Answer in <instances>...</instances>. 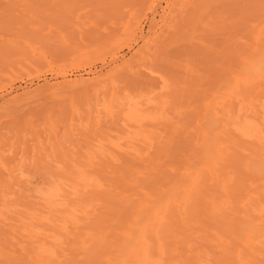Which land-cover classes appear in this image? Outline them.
<instances>
[{
	"label": "rangeland",
	"instance_id": "rangeland-1",
	"mask_svg": "<svg viewBox=\"0 0 264 264\" xmlns=\"http://www.w3.org/2000/svg\"><path fill=\"white\" fill-rule=\"evenodd\" d=\"M256 1L0 0V206L38 214L48 202L66 207L56 188L84 190L82 173L127 170L145 142L179 139L243 39L250 45L246 12ZM132 15L138 31L126 39ZM164 19L171 28L161 36ZM75 80L90 83H65ZM33 90L35 99H21Z\"/></svg>",
	"mask_w": 264,
	"mask_h": 264
},
{
	"label": "bare ground",
	"instance_id": "bare-ground-1",
	"mask_svg": "<svg viewBox=\"0 0 264 264\" xmlns=\"http://www.w3.org/2000/svg\"><path fill=\"white\" fill-rule=\"evenodd\" d=\"M246 13L250 45L243 39L226 79L203 92L179 139L145 142L127 170L65 176L83 185L95 179L83 192L71 185L48 190L66 207L48 202L49 213L38 214L33 206H0V224L15 223L0 229V264H264V0ZM130 18L126 39L138 31ZM161 27V36L171 28L166 19ZM36 91L21 99L31 101ZM52 220L64 225H48Z\"/></svg>",
	"mask_w": 264,
	"mask_h": 264
}]
</instances>
